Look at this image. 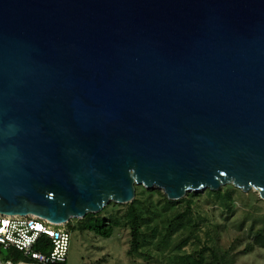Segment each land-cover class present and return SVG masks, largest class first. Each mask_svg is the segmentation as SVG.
<instances>
[{
    "label": "water",
    "instance_id": "1",
    "mask_svg": "<svg viewBox=\"0 0 264 264\" xmlns=\"http://www.w3.org/2000/svg\"><path fill=\"white\" fill-rule=\"evenodd\" d=\"M228 183L264 199V0H0V213Z\"/></svg>",
    "mask_w": 264,
    "mask_h": 264
},
{
    "label": "rangeland",
    "instance_id": "2",
    "mask_svg": "<svg viewBox=\"0 0 264 264\" xmlns=\"http://www.w3.org/2000/svg\"><path fill=\"white\" fill-rule=\"evenodd\" d=\"M158 190L136 185L134 199L143 216L137 252H131L129 203L111 201L97 213L119 223L109 238L80 231V218L69 221L67 264H264V247L255 244L256 233L264 232V199L258 191L228 183L217 190L190 191L186 200L167 206V196ZM179 214H185V227L176 228L172 221ZM9 254L4 249L0 259Z\"/></svg>",
    "mask_w": 264,
    "mask_h": 264
},
{
    "label": "built area",
    "instance_id": "3",
    "mask_svg": "<svg viewBox=\"0 0 264 264\" xmlns=\"http://www.w3.org/2000/svg\"><path fill=\"white\" fill-rule=\"evenodd\" d=\"M67 224H56L33 214L0 213V252L15 249L26 258L0 259V264H67L71 245V230ZM42 237L50 242L46 252L36 250Z\"/></svg>",
    "mask_w": 264,
    "mask_h": 264
},
{
    "label": "trees",
    "instance_id": "4",
    "mask_svg": "<svg viewBox=\"0 0 264 264\" xmlns=\"http://www.w3.org/2000/svg\"><path fill=\"white\" fill-rule=\"evenodd\" d=\"M159 191V190H158ZM161 193V191H159ZM197 192H193V194H196ZM163 194V193H161ZM164 195V194H163ZM165 196V195H164ZM228 198H230V194L226 195ZM166 198V204L167 206H170L172 204H175L177 202H181L186 200L185 198H182L180 200H170L168 197ZM137 199H134L131 203L128 205V216H129V222L132 227V249L131 252H137L141 246V231H140V223L142 222L143 216L141 211L136 206ZM188 211H190V208L188 207ZM185 214H179V216L172 219V221L175 222L176 228H182L186 226V219ZM118 221L113 217H101L97 213H88L84 218L80 220V223L78 224V229L80 231H93L98 235H101L103 237H111L113 235L114 229L116 226H118ZM68 228L72 231L73 226L70 224V222L67 224ZM255 244L258 246L264 247V232L263 229L259 230L255 235ZM50 242L46 237H42L36 246V250H40L42 252H46L49 249ZM4 249H1L3 251ZM10 254V258L15 261L20 260H26V258L20 253L19 251L15 249H5Z\"/></svg>",
    "mask_w": 264,
    "mask_h": 264
}]
</instances>
